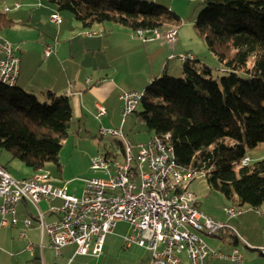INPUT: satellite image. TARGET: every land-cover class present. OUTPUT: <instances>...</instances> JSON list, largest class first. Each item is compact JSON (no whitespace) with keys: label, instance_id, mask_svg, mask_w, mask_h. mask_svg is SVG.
<instances>
[{"label":"trees","instance_id":"1","mask_svg":"<svg viewBox=\"0 0 264 264\" xmlns=\"http://www.w3.org/2000/svg\"><path fill=\"white\" fill-rule=\"evenodd\" d=\"M200 1L206 10L196 21V33L228 76L218 82L210 68L197 66L196 57L187 59L181 78L165 73L150 83L138 116L153 137L170 135L179 165L191 174H205L234 207L258 211L264 207V160L242 162L249 150L264 144V0ZM48 2L72 14L83 30L112 24L133 34L164 33L181 24L172 10L147 1ZM15 24L0 11V36ZM47 98L42 104L17 85L0 83V150L34 174L49 163L61 170L59 156L73 120L69 97L49 93ZM117 152L125 153L120 142L106 155Z\"/></svg>","mask_w":264,"mask_h":264},{"label":"built area","instance_id":"2","mask_svg":"<svg viewBox=\"0 0 264 264\" xmlns=\"http://www.w3.org/2000/svg\"><path fill=\"white\" fill-rule=\"evenodd\" d=\"M18 7L19 4L15 6ZM50 21L56 25L62 23L59 15H53ZM178 31V27L164 33L155 30L152 37H144L142 31L138 33V39L145 44L164 39L173 45ZM82 35L92 37L99 34ZM53 53V46H46L45 57ZM178 59L182 62L192 60L194 56L189 54ZM19 73L20 59L14 47L0 39V82H18ZM140 97V92L122 94L123 124L136 112ZM96 111L97 119L107 115V109L101 104H96ZM111 132L122 133V129H102L100 135L107 137ZM169 140L167 144H160L153 137L149 142L139 144V155L134 157L133 162H101L97 155L92 159L91 169L93 173L105 176L86 181L81 197L76 195V191L69 194L67 185L55 188L50 183V176L20 181L11 179L8 171L0 166V228L17 226L19 220L15 214L18 205L29 203L38 210L37 220L42 233L49 238L58 257L63 249L76 246L74 257L99 258L106 237L113 233L118 223L127 222L134 227V234L125 238V245L128 248L137 245L150 253L148 260L141 264H185L183 254L187 255L189 264H210L213 259L244 264V257L238 249L228 254L218 253L194 232L213 237V230H222L226 236L234 230L199 209L197 197L188 189L190 183L186 179L187 174L192 177L197 174H191L177 163ZM243 162L251 163V159L246 157ZM158 182L167 183V193H159ZM56 198L63 202L60 209H52L59 218L46 223L39 203ZM225 212L229 217L239 215L234 208H226ZM24 224L30 228L32 220L27 218ZM233 237L239 241L236 235ZM258 251L264 257V229L263 244Z\"/></svg>","mask_w":264,"mask_h":264},{"label":"rangeland","instance_id":"3","mask_svg":"<svg viewBox=\"0 0 264 264\" xmlns=\"http://www.w3.org/2000/svg\"><path fill=\"white\" fill-rule=\"evenodd\" d=\"M134 1L153 2L160 6L169 8L180 16L181 24L178 31V42L175 46V50L173 51V49H171L173 46L166 41V43H168L165 44L167 54H174L176 56L183 54L181 55L183 57L189 54L193 55L199 61L197 66L200 69L204 67L210 68L212 70V78L218 82H220L222 78L228 76V73L222 69V65L218 58L209 50L206 41L199 37L196 33V21L202 18V12L206 10V6L202 4V1ZM17 4H19V7L15 8ZM46 7H52L54 9V15H59L61 19L63 18L64 33L75 34L80 39L85 31L92 32L90 30H83L81 24L78 23L74 16L69 12H58L56 7L50 4L48 0H0V11L6 12L9 18L15 16L13 13L26 11L28 12V17L29 13L34 12L33 20L35 22V25H33L34 28H17V26L14 25L8 32L2 33V39L7 41L10 45L15 46L16 49H23L20 43L21 39L29 38L28 40H30L34 33H38L37 29H43L45 31L55 33V31L58 30V27L49 22L52 15L50 13L48 14L45 9ZM7 8H9V11H6ZM40 19H42L45 24L50 25H47L50 27L48 30L43 22H39ZM107 25L113 26L112 24H106V26ZM139 43L143 45L141 41ZM120 47L122 49H126L125 45H121ZM127 49L132 55V58L130 59L131 65L129 66L128 70L119 72V78H117V80L118 82L133 84L134 79L132 76L143 71L144 67L142 66L143 63L141 62L146 61L147 55L137 46L129 45L127 46ZM92 60V56L87 55L83 61L77 60L74 65L77 66L78 64H81L83 71H86L87 67L90 70ZM169 63V76L181 78L183 71L182 63H180L177 58L170 60ZM69 68L72 67L69 66ZM147 72L148 70L146 68V73ZM199 72H201V70ZM240 76L243 77V75ZM149 86L150 83H148L146 88ZM94 91H96V86H92L91 89L87 91L86 95L91 98ZM95 98H97V96H95ZM39 101L42 104L45 103V101L41 99ZM89 101L90 99L87 100V102ZM118 101L119 100L115 99L114 106L117 107L118 105H121L123 107V103ZM142 111L143 108L141 105H139L136 109V113L132 116H129L128 123L125 126L124 131H122V136H109L104 138L100 135V131L102 129H122L120 126L123 124L122 115L120 119H116L118 122H115L110 116L97 119L96 114L93 115L87 111H84L83 117L80 118L75 116L73 112V120L69 131V136L64 140L59 156L61 170L59 171L57 165L54 163H49L44 170V172H49L50 174V183L55 187L67 185L70 194L77 190L78 197H80L84 190L86 181L94 177L102 178L105 176L102 173H93L91 164L94 157L99 154L106 155L110 149L115 146L116 142H131L130 145L132 146V154L137 158L139 155V149L137 147L138 144L149 142L154 135L150 134L148 132L147 126L141 122L138 114ZM117 124H119V126ZM0 152L6 155V158L4 157L0 159L1 165L4 166V168L14 179L22 181L27 177H32L34 174L33 171L26 167L24 163H22L20 160L13 159L12 155L7 151L0 150ZM248 157L251 158V164L264 160V144H261L255 149L249 150ZM186 179L190 183L188 189L193 194H195L198 199L199 209L212 219L226 224L231 230H234L235 232H232L228 235V237L224 238L226 235H224L222 232L218 233L215 237H212L206 235L205 233L194 231L207 244V246L218 253L228 254L226 250L231 246H229L226 242L230 241L233 235H236L240 239V244L236 248L241 252L242 255L243 253H254L259 256L258 251H253L247 248L246 245L255 249H259L262 246L261 245L258 248L252 247L251 243L256 242L259 244V240L261 239L264 224V215H262L264 213V208L256 211L250 209L249 207H235L237 211L240 212V214L236 217H229L226 214L225 209L233 208V203L226 199L219 191L212 188V185L209 184L205 174H197L193 177L187 174ZM52 204L54 206H60L62 203L60 200H56L52 202ZM30 207L33 209V211H36L34 205H30ZM40 207L42 209L44 208L43 203L40 204ZM133 231L134 227L131 224L127 222H120L114 229L113 234L108 236L104 252L99 258L87 256L82 259H75L72 264H141L142 262L147 261L150 253L145 248L139 247L137 245H132L133 247L128 248L125 245V238L132 236L134 234ZM62 251H64V249ZM182 259L184 260L185 264H189L186 254L182 255Z\"/></svg>","mask_w":264,"mask_h":264},{"label":"crops","instance_id":"4","mask_svg":"<svg viewBox=\"0 0 264 264\" xmlns=\"http://www.w3.org/2000/svg\"><path fill=\"white\" fill-rule=\"evenodd\" d=\"M45 9L48 14L50 13L52 16L55 14L52 7H46ZM13 14L15 16H12L11 19L16 21L15 26L17 28H34V12L29 13L28 17V12L26 11ZM39 22H43V20L40 19ZM49 22L51 21L49 20ZM43 24L45 23L43 22ZM63 24V18L60 25L54 24L58 27L55 33L37 29L38 33H34L30 40H28L29 38L21 39L20 43L23 49H16L13 46L16 56L20 59V73L17 87L37 97L38 100L41 99L45 102L48 100L47 96L49 93H53L57 97L67 96L70 99L75 116L80 118L83 117L84 111L95 115L97 113L96 104H101L107 109V115L103 118L110 116L115 122H118L116 119H120L123 107L121 105L115 107V99L122 103L120 98L124 92H144L147 89L148 83L160 78L165 73L169 75L170 60L178 59L183 55L176 56L174 54H167L165 44L168 43L164 40H156L145 44L136 38L129 29L124 27L99 25L90 30L99 35L92 37H84L82 35L83 38L81 37L79 39L75 34L64 33ZM47 25H50L45 24L48 30L50 27ZM178 36L179 32L176 42L171 48L173 51L178 42ZM140 41L144 46L139 43ZM48 45L53 46L54 53L50 57H45L44 51ZM121 45H125L126 49H122L120 47ZM129 45L139 47L147 55L146 61L141 62L144 67L143 71L132 76L134 79L133 84L118 82L117 80L119 78V72L128 70L131 65L130 59L132 55L127 49ZM87 55H91L93 60L90 70L87 67V70L83 71L81 64L77 66L74 64L77 60L83 61ZM69 66L72 68H69ZM146 68L148 70L147 73ZM92 86H96V91L93 92V96L90 98L86 93ZM88 99H90L89 102H87ZM128 118L123 125H120L122 131H124L128 123ZM117 125L119 126V124ZM145 143L147 142L141 144ZM110 150L112 151V148ZM4 157L6 158V155L0 152V159ZM0 166L4 168L1 163ZM34 176L35 174L32 175V177ZM32 177H27L26 179ZM75 191L78 196V191ZM56 200H60L63 204L59 198L44 200V202L42 200L39 203V209L44 215L46 223H52L59 218L58 213L52 210L62 207V204L60 206H54L52 204ZM42 203L44 205L43 209L40 207ZM1 205L2 199L0 198ZM30 205L29 203H21L18 205L15 214L19 220L17 226L0 228V264H72L75 259L85 258L83 256L74 257L76 252L75 246L65 248L61 256L58 257L50 245L49 238L42 233L37 220L38 210L36 209V213ZM27 218L32 220V226L30 228H27L24 224V220ZM263 229L259 244L249 242L252 247L258 248L263 244ZM108 236L106 237L105 245ZM226 237L228 235L224 236V238ZM226 243L231 246L226 250L230 253L234 248L237 249L236 247L240 244V239L238 241V239L232 237ZM246 247L253 251H258V249L250 248L248 245ZM243 257L245 259L244 264H264V257L260 253L259 256L254 253H243ZM72 259L73 261L70 263ZM210 264L237 263L213 259Z\"/></svg>","mask_w":264,"mask_h":264},{"label":"bare ground","instance_id":"5","mask_svg":"<svg viewBox=\"0 0 264 264\" xmlns=\"http://www.w3.org/2000/svg\"><path fill=\"white\" fill-rule=\"evenodd\" d=\"M174 29H170L168 31H173ZM143 31V36L144 37H152V35L155 34V30L154 31H144V30H139L137 32L134 33V36L136 38H138V33H142ZM84 33H94V32H89V31H85ZM0 39H2V37L0 36ZM185 61H182L181 63H184ZM4 85H8L10 87H15L17 85V82H0ZM144 93H141V97L139 99V102L137 103V107L139 106L141 100L143 99ZM135 113H133L134 115ZM112 136V137H118V136H122V133L120 132H111L108 134L107 137ZM104 138V137H103ZM157 142H159L160 144H167V139H170V135H165L162 137H155ZM124 145L125 148V153H120L117 152L115 155L113 156H108V155H101L99 154L100 160L101 162H108V161H112V162H122V160H126V162H133L134 159V155L132 154V146L130 145V142L127 143H122ZM169 147L171 146L170 140H169ZM172 156L175 157V153H174V149L172 148ZM242 164L244 166L249 165L250 163L248 162H242ZM3 170H6L2 167ZM50 176L48 173L41 171L38 172L37 174H35L34 177L32 178H43V177H48ZM11 179H14L11 175H10ZM158 189H159V193H167V183L166 182H158ZM235 209V213L236 214H240V212L237 211V209L235 207H233ZM222 232V230H213V237H215L218 233Z\"/></svg>","mask_w":264,"mask_h":264}]
</instances>
